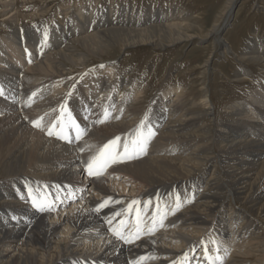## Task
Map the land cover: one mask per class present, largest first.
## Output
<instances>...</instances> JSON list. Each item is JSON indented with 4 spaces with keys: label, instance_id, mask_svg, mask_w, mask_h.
Instances as JSON below:
<instances>
[{
    "label": "bare ground",
    "instance_id": "6f19581e",
    "mask_svg": "<svg viewBox=\"0 0 264 264\" xmlns=\"http://www.w3.org/2000/svg\"><path fill=\"white\" fill-rule=\"evenodd\" d=\"M234 1L225 2L222 21L205 36L223 57L264 65L260 41L238 54L219 37ZM24 7L17 0L0 3L6 20L0 25L8 28L0 39V264H264V86L250 90L246 104L228 106L230 124L217 120L205 86L192 103L201 106L195 112L184 109L178 84L143 117L137 104L146 82L127 76L119 82L115 62L103 56L114 46H171L189 38L183 27L200 29V23L183 14L161 23V10L140 18L115 5L92 6L87 14L76 9L56 25L36 28L21 19L39 9ZM91 58L105 64L86 68ZM239 67L232 77L247 83L249 73ZM72 70L89 71L70 80ZM143 119L145 136L149 128L154 135L143 154L124 159L123 144ZM109 137L120 138L121 162L90 176L87 163L98 152L81 158L77 148Z\"/></svg>",
    "mask_w": 264,
    "mask_h": 264
},
{
    "label": "rangeland",
    "instance_id": "374dc122",
    "mask_svg": "<svg viewBox=\"0 0 264 264\" xmlns=\"http://www.w3.org/2000/svg\"><path fill=\"white\" fill-rule=\"evenodd\" d=\"M2 1L3 0H0V3ZM226 1L227 0H17L20 7L25 6L29 11H31V8L35 10L39 9L36 12V14L39 13V15L21 19L24 25L28 24L36 28L42 25H56V22L58 23L64 20L63 18L66 12H69L67 15L69 17L76 9H78L80 13L87 14L88 8L92 6H102L104 8L119 5L124 7V10L129 8L137 12L141 15L140 18H145V14H147L148 11L150 14V11L155 13L161 10V23H163V21L164 23H166L165 21H172V19H170L172 15L175 17L182 14L185 16V18H183L184 21L185 19L191 22L196 20V23H192H200V29L195 27L187 30L186 27H183L189 38L184 37L171 46L169 45L162 49H153L149 45H138L134 46L135 48L132 46L128 47L125 51L119 50V47L114 46L112 51L106 52L109 55L103 56V61L115 62L114 69L115 73L119 76V82L126 76L131 77L130 80L132 83L136 80V84L140 86L146 82V93L143 99L137 104L141 108V115H143V117L150 118V106L153 100H158L167 89L174 86L178 87L179 85H181L180 88L183 87L182 90H184L181 97L184 109L195 112L201 108V106L198 104L193 107L192 103H197L200 100L199 98L202 94L200 91H203L201 87L205 86L204 89L211 93L210 95L212 103L214 104V112L217 120H222L230 124V117L227 116L228 106L235 102L246 104V101H248L250 97V90H261V87L264 86V65L256 61L242 60V62H239L231 59V54L223 57L218 50V46L214 44L213 38L205 36V32L208 31L210 27L212 28L214 23L219 24L222 21L224 17L223 13L226 8ZM82 5H85L84 9H82ZM251 5H253V0H235L229 8V16L226 19L227 24L222 31V35H219V37L225 40L229 48L232 49V52L245 54L244 50L248 46L250 47L255 41H257V43L260 41L259 43L264 45V1L258 0L256 8ZM4 16L5 15H0V23H5L6 20L3 19ZM67 16L66 18H68ZM5 30H8V28L6 29L5 26L2 27V25H0V39L4 37L2 35L6 33ZM256 51H258V49H256ZM262 52L264 54V49L259 53L261 54ZM259 53L257 52V54ZM212 54L214 59H211L208 63L210 68L203 71L201 68L206 61L205 58H209ZM104 64L105 62L102 63L101 61L100 63V60L97 58H91V60L86 63L85 67L88 68L92 65H96L97 68H100ZM235 66H240L238 69L242 68L249 73L250 78H248L249 75L246 76L247 83L244 82L239 84V82L232 77ZM83 70H72L67 73V75L70 80L75 77L77 78V76L79 78L80 75L83 77L89 71ZM77 81V83L80 82L81 86V81L78 79ZM103 82L104 80L102 83ZM18 86L17 84V88ZM82 88H85V86ZM121 88L122 84L119 83L115 90ZM67 89L70 90V85L68 88H65V90ZM173 96L174 93L172 92L169 98ZM17 97L18 96L15 97L16 101L18 100ZM123 98L126 100L125 96H123ZM64 99H66V97L61 98L59 102H63ZM91 105L95 106L96 103L92 102ZM58 107L57 105L56 108ZM142 121H144V119ZM140 125L141 122L135 125V127ZM121 135L122 134L111 136ZM108 140L114 139L113 137H109ZM108 140H106L105 143H101L102 140H100L88 141L80 144L77 148V152L80 155L79 157L84 158L85 155L90 152H99V150L108 143ZM80 150H82V152H80ZM210 169L207 176L210 174ZM205 170L207 171L208 167ZM43 181L47 183L48 186L59 187V184L49 180L41 179L37 182L41 184ZM62 182H64V180H62ZM164 193L165 192L162 191V194ZM218 217L219 214L215 216V218Z\"/></svg>",
    "mask_w": 264,
    "mask_h": 264
},
{
    "label": "snow or ice",
    "instance_id": "6c2138e0",
    "mask_svg": "<svg viewBox=\"0 0 264 264\" xmlns=\"http://www.w3.org/2000/svg\"><path fill=\"white\" fill-rule=\"evenodd\" d=\"M0 95H3V89L0 88ZM63 111H67L66 108L62 109ZM70 116V113H69ZM103 122V121H101ZM35 123V122H34ZM72 125L75 126L78 130L77 139H80V133L82 130L79 129V126L75 124V121H71ZM39 126V125H37ZM143 126L144 121H141V125L138 127L136 132L133 134L132 138L129 141H126L123 144V158L124 159H132L133 155H139L143 154V152L146 150V143L147 140L151 137V135H154V133L151 132V129L148 130V135L145 136L143 132ZM49 135H53V132L50 130L48 132ZM59 135V133H57ZM62 139H68L67 136H61ZM120 138L116 137L114 140L109 141L107 144L103 146L99 150V152L93 156L87 163V169L90 176H99L102 174V171L105 170L110 164H115L118 162H121V154L116 151V148L118 147V142ZM35 203V201H34ZM109 203V200H105L103 203H101L96 211H99L100 208L105 207ZM138 201H133L132 204H138ZM132 204L129 205V210L132 208ZM50 206V205H49ZM180 206L179 204V197H177V208ZM37 207L40 208L41 211H44V205L38 204ZM175 211V209H173ZM119 215V213H117ZM123 223V222H122ZM140 223L139 219V209L137 210V225ZM137 231H139V228H137ZM118 236H120L121 239H126L124 236L121 235L119 231L116 232ZM131 242V241H128ZM143 259V258H142ZM215 259L219 260L220 257H216Z\"/></svg>",
    "mask_w": 264,
    "mask_h": 264
}]
</instances>
